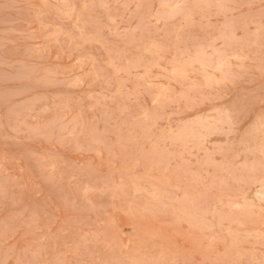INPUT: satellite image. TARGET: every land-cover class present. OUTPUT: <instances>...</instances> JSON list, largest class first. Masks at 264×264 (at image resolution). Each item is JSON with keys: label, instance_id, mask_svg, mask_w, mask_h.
Returning a JSON list of instances; mask_svg holds the SVG:
<instances>
[{"label": "rangeland", "instance_id": "obj_1", "mask_svg": "<svg viewBox=\"0 0 264 264\" xmlns=\"http://www.w3.org/2000/svg\"><path fill=\"white\" fill-rule=\"evenodd\" d=\"M0 264H264V0H0Z\"/></svg>", "mask_w": 264, "mask_h": 264}]
</instances>
